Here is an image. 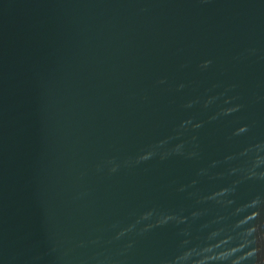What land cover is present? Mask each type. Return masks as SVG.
<instances>
[{"label": "water", "instance_id": "obj_1", "mask_svg": "<svg viewBox=\"0 0 264 264\" xmlns=\"http://www.w3.org/2000/svg\"><path fill=\"white\" fill-rule=\"evenodd\" d=\"M0 264H264V0H0Z\"/></svg>", "mask_w": 264, "mask_h": 264}]
</instances>
